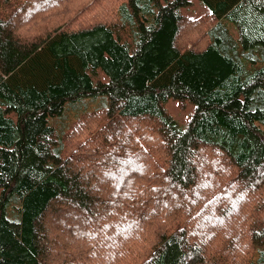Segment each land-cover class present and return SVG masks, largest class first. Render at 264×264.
Instances as JSON below:
<instances>
[{
	"label": "trees",
	"instance_id": "trees-1",
	"mask_svg": "<svg viewBox=\"0 0 264 264\" xmlns=\"http://www.w3.org/2000/svg\"><path fill=\"white\" fill-rule=\"evenodd\" d=\"M163 1L0 0V264H264V0Z\"/></svg>",
	"mask_w": 264,
	"mask_h": 264
},
{
	"label": "rangeland",
	"instance_id": "rangeland-1",
	"mask_svg": "<svg viewBox=\"0 0 264 264\" xmlns=\"http://www.w3.org/2000/svg\"><path fill=\"white\" fill-rule=\"evenodd\" d=\"M159 3L164 5L166 2L160 0ZM39 11L40 10L32 13L31 16L35 18ZM178 12L186 17L195 19L209 14L211 12V8L204 0H189L187 5L178 8ZM228 27L230 32L237 36L235 27L232 24H229ZM87 72L91 75L93 82H96L97 80H107L106 76L99 69L96 70V75L89 70H87ZM105 105H107V100L104 98H84L81 102L76 103L74 107H70L66 104L62 113L58 117L50 118L48 123L54 127L55 133L59 135L65 131L69 122L77 118L81 113L99 109ZM164 107L167 114L175 121L178 129L181 131L185 130L189 119L194 113L195 105L187 99L180 101L174 98H169L164 103ZM62 211H64V209Z\"/></svg>",
	"mask_w": 264,
	"mask_h": 264
},
{
	"label": "bare ground",
	"instance_id": "bare-ground-1",
	"mask_svg": "<svg viewBox=\"0 0 264 264\" xmlns=\"http://www.w3.org/2000/svg\"><path fill=\"white\" fill-rule=\"evenodd\" d=\"M62 111V110H61ZM54 131V130H53Z\"/></svg>",
	"mask_w": 264,
	"mask_h": 264
}]
</instances>
